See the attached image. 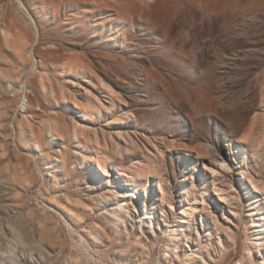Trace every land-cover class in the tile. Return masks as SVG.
Wrapping results in <instances>:
<instances>
[{
  "label": "rangeland",
  "instance_id": "rangeland-1",
  "mask_svg": "<svg viewBox=\"0 0 264 264\" xmlns=\"http://www.w3.org/2000/svg\"><path fill=\"white\" fill-rule=\"evenodd\" d=\"M0 264H264V0H0Z\"/></svg>",
  "mask_w": 264,
  "mask_h": 264
}]
</instances>
